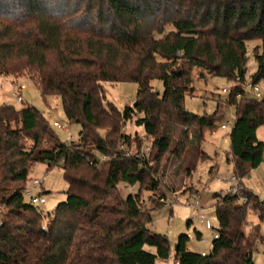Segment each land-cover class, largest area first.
Instances as JSON below:
<instances>
[{
  "label": "trees",
  "instance_id": "1",
  "mask_svg": "<svg viewBox=\"0 0 264 264\" xmlns=\"http://www.w3.org/2000/svg\"><path fill=\"white\" fill-rule=\"evenodd\" d=\"M252 40L259 41L257 67L247 82ZM196 69L199 78L217 75L233 83L227 104L235 105L237 117L228 160L242 180L264 162L257 135L264 125V0H0V74L28 75L45 98H61L69 121L81 124L78 140L63 141L36 106L0 105L5 262L156 264L170 257L171 240L149 227L142 192L160 188L170 154L180 156L189 141L201 145L204 132L217 127L216 112L202 115L185 106ZM154 79L162 80L163 93ZM108 82L137 83L134 104L122 110L109 101ZM248 83L263 87L261 99ZM129 121L152 138L154 164L140 150L129 153L133 142L143 144L138 131L135 138L125 131ZM104 157L110 160L102 166ZM40 162L62 168L68 182L67 199L53 212L25 201L24 183ZM120 183L138 191L124 196ZM260 198L247 187L216 194L219 227L211 251L190 250L182 234L175 264H254L264 234L246 232L245 223L249 208L264 205Z\"/></svg>",
  "mask_w": 264,
  "mask_h": 264
},
{
  "label": "rangeland",
  "instance_id": "2",
  "mask_svg": "<svg viewBox=\"0 0 264 264\" xmlns=\"http://www.w3.org/2000/svg\"><path fill=\"white\" fill-rule=\"evenodd\" d=\"M257 40L248 41V62L247 82H250L251 74L256 70L253 48ZM200 70L194 71V91H188L185 96V106L188 110L198 114L217 113V127L213 130L207 129L204 132L201 145L189 141L182 154H170L169 160L160 171L162 180L160 188L156 192L144 191L143 208L150 211L152 221L149 227L156 232L165 234L172 243V253L168 259H158L156 264H175V245L182 234H187V247L192 251L209 253L212 249L214 233L217 232L219 221L215 208V195L229 192L231 183L219 180V177L234 175V164L228 160L230 153V132L231 122L236 120L235 105L227 104L228 94L223 92L224 88L230 89L233 85L227 78L217 75H207L206 78H199ZM196 74V75H195ZM152 85L161 93L164 91L162 80H152ZM107 99L115 103L120 109L133 105L138 92V84L135 82L106 83ZM249 91V89H248ZM12 104L22 108L27 104L36 106L47 117L50 126L63 141L78 140L81 124L68 120L62 100L57 95H42L28 75H2L0 74V105ZM60 121L66 128L54 126V121ZM227 124L228 128H222ZM125 131L130 133L132 138L136 137V131L142 138L143 144L140 148L133 142L129 153L144 151L150 164L155 161L150 157V152L145 151L146 145H151L152 138L145 134L144 128L129 121ZM193 131L190 130V137ZM258 138L264 140V125L257 130ZM174 143L181 138V128L174 134ZM200 159V160H199ZM110 157H107V161ZM198 161V162H197ZM197 162L195 169L194 164ZM106 164L102 163V166ZM164 165V163H163ZM162 165V166H163ZM191 167V170L188 168ZM239 177V176H238ZM34 178L43 179L42 185L33 188V194H44L47 201L39 204L40 208L47 212H53L59 202L67 199L68 182L64 171L60 167L48 168L46 163H36L29 173L25 188L32 184ZM240 178V177H239ZM240 187H247L264 199V162L251 170L250 174L240 180ZM120 189L124 196L138 191V185L128 186L120 183ZM177 196L173 207L163 203L162 196ZM25 201H31V195L24 193ZM198 201V202H197ZM158 206V207H156ZM260 209V210H259ZM259 209L249 208L245 223L246 232H253L256 228L264 234V217L260 212L264 211V205L259 203ZM8 211V208L0 204V216ZM1 223V217H0ZM200 232V234H199ZM150 250L155 251L154 248ZM254 264H264V244L259 241L253 252ZM0 264H11L4 261L0 254Z\"/></svg>",
  "mask_w": 264,
  "mask_h": 264
},
{
  "label": "built area",
  "instance_id": "3",
  "mask_svg": "<svg viewBox=\"0 0 264 264\" xmlns=\"http://www.w3.org/2000/svg\"><path fill=\"white\" fill-rule=\"evenodd\" d=\"M248 88L251 90L252 94L255 97H257L259 99H261L263 97V87L261 85H255L252 83H248ZM223 92L229 94L231 92V88L230 89L224 88ZM234 125H235V122H231L230 127L233 128ZM54 126H56L58 128H66L65 125L58 120L54 121ZM221 126H222V128H228L227 124H222ZM122 147H124V145H122ZM144 149L146 152H149L151 150V145H146ZM143 153H144V151L140 152L138 155L143 154ZM106 161H107V157H104V161L102 163L104 164ZM219 180L228 181L231 183V187L229 189V192H231V193H239L240 192L241 187H240L239 183H240L241 178H239L237 175L234 174L232 176H229L228 174H226L224 177H219ZM42 183H43V179L34 178L32 180V184L30 186H27L23 190L24 193H29L31 195V201L30 202H32L35 205H39V204L45 203L47 201L44 194H42V193L41 194H33V192H32L34 187L42 185ZM160 200L163 203H168L173 207L174 201L178 200V197L174 196V195L172 196V198L167 197V196H162ZM214 237H218V232L214 233Z\"/></svg>",
  "mask_w": 264,
  "mask_h": 264
},
{
  "label": "water",
  "instance_id": "4",
  "mask_svg": "<svg viewBox=\"0 0 264 264\" xmlns=\"http://www.w3.org/2000/svg\"><path fill=\"white\" fill-rule=\"evenodd\" d=\"M175 248H177V244L175 245Z\"/></svg>",
  "mask_w": 264,
  "mask_h": 264
}]
</instances>
